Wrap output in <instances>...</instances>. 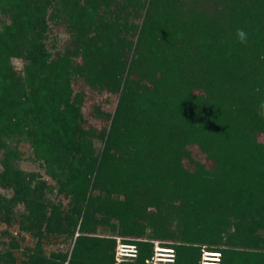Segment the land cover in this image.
<instances>
[{"label":"trees","instance_id":"1","mask_svg":"<svg viewBox=\"0 0 264 264\" xmlns=\"http://www.w3.org/2000/svg\"><path fill=\"white\" fill-rule=\"evenodd\" d=\"M0 14V221L19 207L34 239L2 231L0 264H113L116 236L138 248L122 264H145L149 240L175 264L202 246L264 264V0H0ZM50 25L68 34L56 55ZM77 80L104 95L94 123ZM20 142L55 186L19 169ZM48 237L74 239L47 254Z\"/></svg>","mask_w":264,"mask_h":264},{"label":"rangeland","instance_id":"2","mask_svg":"<svg viewBox=\"0 0 264 264\" xmlns=\"http://www.w3.org/2000/svg\"><path fill=\"white\" fill-rule=\"evenodd\" d=\"M2 22H8V20L6 16H1L0 14V25ZM67 44H68V34L66 33L62 25H59V26L50 25V31L48 32V38L45 40V46L47 50L52 55H56L57 53L63 51L64 48L67 46ZM11 62H12V65L16 69H20L22 66V62L19 59H11ZM72 87L74 90H79L83 88V90L85 91L86 96H85V100L82 105L81 111L83 115L85 116V118L90 123H94L95 122L94 117L93 116L90 117L91 105L94 102H97V101L100 102V100H103L104 95L99 96V95L90 93L80 80L75 81ZM102 106L103 108H106V109H108L109 107V105H106L103 103H102ZM257 140L258 142L264 144V134H259L257 136ZM18 151L20 152V158H19V161L17 162V166L22 172L26 174L32 173L35 176L36 180L39 179L41 182H44L51 186H55V179L51 178L49 173L46 172V170L43 167L42 160L38 159L35 156V154L33 153V150L31 149L28 143L20 142L18 144ZM192 152L194 153V155H197L194 149H192ZM0 193L6 196H9L11 194L10 190H2V189H0ZM52 198H55V197H52ZM57 198H60V196H57ZM62 202H65V201L63 200ZM18 210H20V208L16 207L14 210V214H12V217L10 218L8 222L0 221V248H2V245H1L2 241H4L5 244L8 241V236L3 235L2 231H7V234H9V236H13V238L19 245L20 249L24 246H32L34 243V239L31 236H29L26 233H23L17 227V221H16L17 217L16 216H17ZM97 233L100 234L103 232L98 230ZM104 234H108V232H105ZM73 239L74 237H72L70 241L67 240L66 242L63 243L60 240V238L48 237L42 240V247L47 254L49 252H55L57 250H61V251L70 250L72 243H73ZM116 239H119L120 241H122L121 238L117 236H116ZM116 239H115V243H116ZM138 240H147V239H145V236H143L142 238ZM152 241L161 243L158 240H149L150 243ZM151 247H152V243H151ZM113 255H114V252H113ZM175 259H176V254H175ZM134 261L135 259L132 262H126V263H133ZM173 264H175V261Z\"/></svg>","mask_w":264,"mask_h":264},{"label":"built area","instance_id":"3","mask_svg":"<svg viewBox=\"0 0 264 264\" xmlns=\"http://www.w3.org/2000/svg\"><path fill=\"white\" fill-rule=\"evenodd\" d=\"M149 257L144 259L145 264H173L175 261V249L170 245L152 241ZM138 255V248L134 243H125L116 239L114 246L113 263L122 264L132 262ZM197 264H221V254L218 250L207 249L204 246L199 249Z\"/></svg>","mask_w":264,"mask_h":264},{"label":"clouds","instance_id":"4","mask_svg":"<svg viewBox=\"0 0 264 264\" xmlns=\"http://www.w3.org/2000/svg\"><path fill=\"white\" fill-rule=\"evenodd\" d=\"M236 37L240 43H247L248 34L243 29L236 30ZM261 117H264V101L259 104V113Z\"/></svg>","mask_w":264,"mask_h":264}]
</instances>
